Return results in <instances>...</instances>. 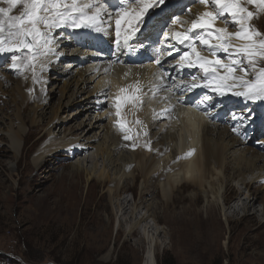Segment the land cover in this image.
Returning a JSON list of instances; mask_svg holds the SVG:
<instances>
[{"label":"bare ground","instance_id":"obj_1","mask_svg":"<svg viewBox=\"0 0 264 264\" xmlns=\"http://www.w3.org/2000/svg\"><path fill=\"white\" fill-rule=\"evenodd\" d=\"M83 2H87V0H78V3ZM101 2L107 7L111 17L109 18L107 14H104L102 16L103 23L100 24L99 29L83 27L73 29L71 26H65L55 30L52 48H57V50L62 48L61 52L65 49L73 53L75 57L64 56L61 52L55 53L54 49L47 55L38 52L37 58L31 64L26 59L24 63L26 67L21 71L25 73L18 75V69H13L11 63L5 66L0 73V77H3L0 82V95L5 94L7 101L15 107L14 117L17 129H13L10 125V133L8 134L10 146L14 151L21 150L20 140L25 144L26 136L38 133L31 146H35L34 167L40 168L44 162L42 156L50 151L59 147L74 150L80 148L84 151L97 140V137H94L91 143L92 136H87L89 129L84 128V125L76 135L68 134L63 137L50 135L52 126L62 123L63 120L54 111L47 116V120L43 117L46 98L40 95L38 88L39 94H37V84L43 82L48 70L59 64L63 68L75 67L72 71L67 70V74L71 78L73 75H77L73 92L75 96L81 95L82 98L79 97L78 100H82L89 109L95 111L101 110L103 102H108L109 107L111 106L107 117L98 111L97 116L92 117L93 123H88V126L91 127L97 124L103 134V142L98 145L99 147H96L99 148V152H102L99 153L100 157L103 158L104 153L112 160L113 154L121 155L124 149H129L133 161L132 165L129 162L124 164V170L120 176L117 175L118 179L112 181V187L109 190L113 194L119 195L121 191L130 189L131 187L127 184L120 185L123 174L128 172L132 175L133 181L138 178L141 179L135 208L143 205L151 198L160 196L157 204L153 202L145 204L150 215L137 216L136 221L130 225L128 232L125 233L124 241L129 242L133 239L137 249L143 247L146 249L142 264H157L155 250L158 244L155 235L162 232L168 236L169 242L173 235L176 236L178 243H182L181 247L184 245L185 249L194 247L214 253L219 249L220 239L226 232L217 216L218 208L215 202L219 194L222 197V205L226 208L225 210H228L224 215V220L227 223L232 222V218L237 214H241V218L248 220L256 219L254 213L250 214L249 211L258 198L257 190L251 188L257 181L264 185V152L263 150L257 152L250 147L249 143H246L248 137L244 132L249 124L256 128L257 132L264 130V101L245 100L231 94L221 96L202 87H197L191 92L181 91V79L191 82L192 77L196 76L195 83H203V80L200 79L203 75L202 72L195 68H185L181 71L178 68L169 67L171 63L179 60L180 54L187 50L186 46L176 44L175 47L179 49V53L172 51L173 55L168 56L171 49H166L165 46L174 42L169 39V43L165 38L160 40L161 36L157 37L159 25L163 21L156 16L148 18L147 25H141V31L131 35L126 31L128 25L122 18L120 45L118 46L115 20L117 19V11L121 7L120 0H101ZM186 2H188L187 6L182 4L183 7H177L174 13L182 11L187 23L182 25L181 21L176 24L170 22L169 26L173 32L185 31L191 27V21L205 11H214V7L210 3L205 5L191 0H186ZM0 6L6 7L7 5L0 0ZM127 8L129 11L135 9V0H129ZM21 10L22 5L18 4L11 14L19 15ZM174 13L173 15H176ZM259 16L263 19L260 23H263L264 11L260 12ZM154 20L155 22L152 24ZM133 23L135 22L133 21ZM251 23L261 33H264L261 25H258L255 19ZM230 25L222 19L215 21L216 27H226L229 32L237 31L235 26L232 25L233 28H231ZM167 30L168 28H164V31ZM125 36H130L127 46L123 44ZM141 43L146 44V46L145 51L139 57L136 52L139 50L138 47L142 46ZM197 48L202 54L210 56L209 52L198 43ZM127 52L130 53V58L127 57ZM218 55L222 59L224 58L223 53H218ZM165 57L167 62L162 65L155 63V58L163 59ZM23 60L22 57L19 61L20 65ZM29 66H31L30 69ZM7 67L10 68L9 71L6 69ZM12 72H15V75ZM169 74L171 77H175V80H172ZM162 76L163 79H161ZM247 78L252 79V74L249 73ZM92 79L93 81L97 80L86 91V86ZM66 80L64 78L63 85L68 84ZM137 87L143 90L142 103H125L121 100L119 109H117L116 97H123L129 93L135 94ZM169 88L172 90L169 91ZM121 89L125 91H121ZM84 91H86L87 96H82ZM32 92L34 93L33 96ZM31 96L33 97L32 116L31 119H28L23 113L29 108ZM207 96L212 98L213 105L219 107L218 111L210 114L205 112L211 108L203 99ZM197 97L201 99L199 102L195 101ZM73 100L76 101L77 98L74 97ZM226 108H231V114L243 115L247 119L228 121L223 119L221 112ZM118 110L119 117L116 115ZM199 110L204 111V113H199ZM27 124V132L24 137L25 125ZM233 128H237L238 131L234 132ZM44 129L45 131L42 132ZM125 136L131 139L125 140ZM259 142H263V139H260ZM260 148L264 149V146ZM237 149L241 154L237 155ZM189 152L191 155H187ZM97 155L98 153L95 154V156ZM232 155H234L233 159L241 166L238 167L237 172L229 173L232 168L229 158ZM88 158L71 165V177L80 178L81 174L85 173L88 179L94 174L92 170L88 171L83 165ZM93 160L91 161L92 167L93 165L96 166V162ZM29 166V163L25 164L28 169ZM134 170L137 172L136 175L132 173ZM254 172L256 173L253 176ZM247 174L252 176L248 179ZM95 176L102 185L109 183V175L104 173L103 169H100ZM236 176L247 190L245 200L241 204L233 203L234 199L230 202L225 195L228 182ZM79 178L71 180L69 183L75 198L79 197L78 189L82 184L81 181H78ZM184 190L189 193L185 195ZM237 193L238 196L240 193ZM258 193L261 194L260 202L264 211V191H258ZM202 195L206 199L205 208L199 205ZM147 196H150V199H147ZM209 197H214V199L211 200ZM117 207L122 215L128 213V202H120ZM149 216L152 218V225L147 223ZM95 220L99 225L97 228L99 233L94 236V240L106 242L109 238L110 223L100 221L97 217L92 219L90 223L95 222ZM161 220L165 224L164 231L158 229ZM118 224L117 237L124 233L122 221L120 220ZM139 226H141L142 233L138 229ZM245 227L243 225L242 229ZM228 233L230 238L234 240L239 234L233 230H229ZM95 251H101V249L96 248Z\"/></svg>","mask_w":264,"mask_h":264},{"label":"rangeland","instance_id":"obj_2","mask_svg":"<svg viewBox=\"0 0 264 264\" xmlns=\"http://www.w3.org/2000/svg\"><path fill=\"white\" fill-rule=\"evenodd\" d=\"M191 1L193 2V0ZM194 1L199 3V0ZM248 7L254 13L258 11L256 5H248ZM177 17L179 20L182 19V16ZM174 18L173 15L169 21ZM262 20L259 14L255 18V21L261 25L264 31V21L260 23ZM154 22L155 20L152 21V24ZM230 27L233 28L232 24ZM53 49L55 53L62 51V48ZM70 53L65 49L61 52L64 56L75 57L73 53ZM12 55L13 53L8 52L0 53V73L5 66L12 63ZM16 55L19 61L22 57L24 58L18 69V75L23 74L25 72L21 71L26 67L24 63L28 53L23 51L17 52ZM260 66H264V63ZM28 68L30 69L31 66ZM74 68L71 66L63 68L59 64L46 72L43 84H37V94L40 93L46 98L43 117L47 120V116L54 111L63 120L62 123L52 126L50 135L55 137H63L68 134L76 135L84 125V128L89 129L87 136H92L91 143L94 137H97V140L84 151L80 148L74 150L63 147L50 151L42 156L44 162L42 161L43 164L40 168L34 167L35 146H31L38 133L26 136L25 144L20 140L21 150L14 151L11 148L8 134L10 133V125L13 129H17L14 117L15 107L7 101L5 94L0 95V264H142L145 257L146 249L144 247L137 249L133 239L125 242V233L128 232L130 225L136 221L137 216L150 215L145 204L150 202L157 204L160 196L151 198V200H147L143 205L135 208L141 179L138 178L133 181L132 175L128 172L123 174L120 185L127 184L131 187L130 189L121 191L119 195L113 194L109 190L112 187V181L118 179L124 170V164L129 162L132 165L133 161L129 149L124 148L122 154L120 153L122 157L119 154H113L112 160H110L104 153L103 158L100 157L99 153L102 152H99V148L96 147H99L98 145L103 142V134L97 124L91 127L88 126V123H93L92 117H96L98 111L107 117L111 106L109 107L108 102H103L101 110L95 111L89 109L82 100H78L82 98L81 95L75 96L73 92L77 75H73L71 78L67 74V70L72 71ZM6 69L10 70L8 67ZM14 73L12 72L13 75H15ZM64 78L67 79L68 84L63 85ZM2 80L3 77H0V82ZM96 80L93 81L92 79L87 84L86 91L95 84ZM86 91L82 93V96L86 95ZM28 92H30L29 89ZM32 96L29 108L23 113L28 119H31L32 116ZM74 97L77 98V102L73 100ZM199 98L197 97L195 101L199 102L201 100ZM203 99L207 102V106L211 107L205 112L210 114L218 111L219 107L213 105L214 101L210 96ZM199 113L203 114L204 111L199 110ZM221 116L227 121L231 120V108L223 110ZM28 124L25 125L24 137ZM44 131L45 129L42 132ZM244 134L248 137L246 143H249L250 147L257 152L262 150L264 152V149L260 148L264 146V130L257 132L256 128L249 124ZM260 139H263V142H259ZM96 153H98L97 156H95ZM238 154L241 152L238 151ZM233 157L234 155L229 158L232 165L229 173L236 171L241 166ZM86 158L88 159L83 163L84 167L88 171L92 170L95 175L100 169H103L104 173L109 175V183L102 185L94 174L87 179V175L82 173L80 178L77 177L82 184L78 189L79 197L75 198L73 189L69 186L71 180L77 179L71 177V165L80 163ZM92 160L96 162V166L93 165L92 167ZM27 163L30 164L29 169L25 167ZM132 173L137 174L136 170ZM251 176V174H247L248 179ZM251 189H256L258 196L253 208L249 210L250 214L254 213L253 215L256 217L253 220L241 218V214H237L232 218V222L227 223L224 220V215L228 210H225L226 208L222 205L221 194L217 196L215 202L218 208L217 216L226 231L220 239L217 251L213 253L201 248H199L200 250L196 248V250L194 247L185 249L184 245L181 247L182 243H178L176 236L173 235L169 242L168 236L162 232L155 235L158 244L155 250L157 264H264V211L260 202L261 194L258 193V191H264V185L257 181ZM237 192L240 193L238 196ZM183 193L187 195L189 192L184 190ZM246 194L247 190L237 176L228 182L225 195L230 202L234 199L233 203L241 204L245 200ZM146 198L150 199V196ZM209 199L212 200L214 197H209ZM120 202H128V213L122 215L117 210V204ZM205 204L206 199L202 195L199 205L205 208ZM94 215L100 221L110 223L109 238L106 242L94 240V236L99 233L97 229L99 225L96 220L90 223L95 218ZM120 220L124 233L117 237ZM152 222V218L149 216L147 223L152 225ZM243 225L246 226L245 229H242ZM164 228V221L161 220L158 229L164 231ZM138 229L142 233L141 226ZM229 230H233L236 234L239 233L235 240L230 238ZM164 246L166 248H163ZM96 248L101 249V251H95Z\"/></svg>","mask_w":264,"mask_h":264},{"label":"snow or ice","instance_id":"obj_3","mask_svg":"<svg viewBox=\"0 0 264 264\" xmlns=\"http://www.w3.org/2000/svg\"><path fill=\"white\" fill-rule=\"evenodd\" d=\"M7 6H0V53H13L11 67L19 69L20 63L17 52L27 51V60L31 64L37 58V53L47 55L53 51L55 30L65 26L73 29L100 28L103 23L102 16L111 13L101 0H87L78 3V0H2ZM129 0H120L121 7L117 11L116 37L120 45L121 19L124 18L128 27L126 31L131 34L141 31V25H147L151 16L159 17L168 27L167 31L161 28L165 40L171 39L174 43L166 47L176 49V44L186 46L187 50L180 54L179 60L169 65L172 69L195 68L202 72V84L195 83L197 77L193 76L191 82L180 81V90L191 92L197 87L210 89L218 95L231 94L250 101H264V33H261L251 21L259 11H264V0H199L201 4H211L214 11H205L202 15L191 21V27L183 32H173L168 20L177 7H183L181 0H135L136 8L129 11ZM22 5L19 15H12L17 5ZM248 5H256L258 11L249 10ZM94 9V10H93ZM92 10V11H90ZM224 20L237 28L235 32L227 28L215 26L216 20ZM133 21L135 23H133ZM179 17L172 20L176 24ZM130 36H125L123 44L129 43ZM197 43L206 49L209 55H204L197 48ZM218 53H223L222 59ZM172 51L168 56H172ZM211 57V58H210ZM167 62V58H155L157 65ZM249 73L252 79L247 78ZM175 80V77H171ZM163 79V76L161 77ZM169 91L172 89L169 88ZM121 91H125L121 89ZM142 89L137 87L135 94L129 93L123 97L117 96V109L119 102L142 103ZM199 107V105H197ZM116 115L119 117V110ZM166 115V113H165ZM155 118V116H154ZM233 120H243L247 117L232 114ZM122 126V125H121ZM233 131H238L233 128ZM125 140L130 137L125 136ZM187 155H191L189 152Z\"/></svg>","mask_w":264,"mask_h":264}]
</instances>
